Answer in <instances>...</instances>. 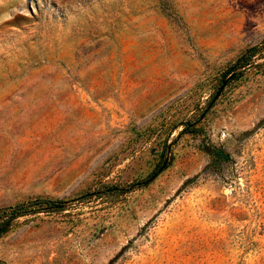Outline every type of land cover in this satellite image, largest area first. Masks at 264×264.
I'll return each mask as SVG.
<instances>
[{
  "label": "rangeland",
  "instance_id": "obj_1",
  "mask_svg": "<svg viewBox=\"0 0 264 264\" xmlns=\"http://www.w3.org/2000/svg\"><path fill=\"white\" fill-rule=\"evenodd\" d=\"M34 197L0 264H264V0H0V208Z\"/></svg>",
  "mask_w": 264,
  "mask_h": 264
},
{
  "label": "trees",
  "instance_id": "obj_2",
  "mask_svg": "<svg viewBox=\"0 0 264 264\" xmlns=\"http://www.w3.org/2000/svg\"><path fill=\"white\" fill-rule=\"evenodd\" d=\"M258 48L257 47H250L246 49L244 54L238 59V63L236 66L233 67V69L230 70L228 74H231V79H235L240 76V73H234V71L239 67H245L249 64H251L252 58L256 55ZM226 78V77H225ZM224 83V82H223ZM216 96L214 97V99ZM207 109V108H206ZM205 109V111H206ZM196 123H186L184 124V128L178 133V137H180L182 134H194L197 132V129H195ZM177 128L176 125L172 127V130H175ZM164 152L168 151V145L163 148ZM212 154L216 156L217 159L226 161L228 160V155L224 153L222 150H216L213 149ZM163 167V169L166 167V165L163 163V165L160 167V169ZM159 169V170H160ZM140 186V182L138 183H132L130 188H135ZM101 190L95 191L93 193H89L88 195H83L79 197V200H84L86 198H89L90 196H102L104 194H116V193H122V189L115 186L110 185L107 183H103L100 185ZM130 190V189H129ZM88 196V197H87ZM67 201L58 200V199H51L48 197H34L30 198L28 200L15 203L13 205H10L8 207L0 208V237L7 233L12 226L14 225V222L21 217L39 214V213H45V214H51V213H58L63 212L66 210V203Z\"/></svg>",
  "mask_w": 264,
  "mask_h": 264
},
{
  "label": "water",
  "instance_id": "obj_3",
  "mask_svg": "<svg viewBox=\"0 0 264 264\" xmlns=\"http://www.w3.org/2000/svg\"><path fill=\"white\" fill-rule=\"evenodd\" d=\"M229 79H226L225 81H224V83H223V85L221 86V88H220V90H222L223 89V87L225 86V84H226V82L228 81ZM163 169V167L160 169V171Z\"/></svg>",
  "mask_w": 264,
  "mask_h": 264
}]
</instances>
